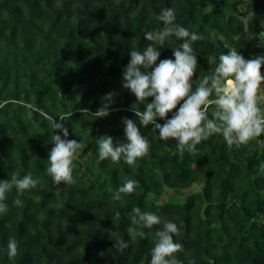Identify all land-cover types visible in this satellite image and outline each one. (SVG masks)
<instances>
[{
  "label": "trees",
  "instance_id": "16d2710c",
  "mask_svg": "<svg viewBox=\"0 0 264 264\" xmlns=\"http://www.w3.org/2000/svg\"><path fill=\"white\" fill-rule=\"evenodd\" d=\"M166 8L204 36L193 45L197 78L233 47L246 60L264 56V0H0V180L42 178L20 197L22 207L12 204L15 189L7 193L0 264H150L152 235L133 242L126 231L133 207L177 225L183 264H264V143L229 149L213 135L181 159L175 141L149 125L140 130L150 152L134 166L99 161L95 138L123 140V118L139 126L130 109L144 105L122 87V73L131 47L142 50L145 33L162 27L157 16ZM180 43L170 37L160 60L174 59ZM108 93L110 114L97 118ZM55 121L83 144L68 185L56 186L45 171ZM129 178L139 186L113 202ZM10 236L19 244L12 259ZM119 239L129 243L123 252L114 247Z\"/></svg>",
  "mask_w": 264,
  "mask_h": 264
},
{
  "label": "clouds",
  "instance_id": "9594fccd",
  "mask_svg": "<svg viewBox=\"0 0 264 264\" xmlns=\"http://www.w3.org/2000/svg\"><path fill=\"white\" fill-rule=\"evenodd\" d=\"M157 20L162 27L145 33L144 39L149 43L142 50L131 47L129 63L122 73V87L135 96L138 104L144 105L143 111L137 110L136 105L130 109L139 126L136 121L123 118V140L114 141L109 135L95 138L99 161L108 160L116 164L123 160L128 166H134L150 152V142L140 130L149 125L153 126L162 141H175L181 159L185 153L196 155L197 146L213 135L221 136L229 149L247 146L253 141L264 143L259 140L264 136V56L246 60L233 47L219 54L211 72L197 78L198 59L193 45L203 40L204 36L176 23L174 9H163ZM173 36L181 41L172 50L174 59L160 60V49ZM102 100L105 101L103 106L93 114L97 118H106L110 114L114 95L108 93ZM81 111L88 113V109ZM158 120L165 122L161 124ZM52 127L54 134L50 143L53 147L48 153L46 174L56 186L72 184L74 161L83 144L68 139L69 132L63 123L55 121ZM57 132H62L63 138ZM259 171L264 173V163ZM41 183L42 178H34L31 173L22 178L14 174L10 181L0 180V215H6L9 210L7 193L15 189L16 197L12 204L22 207L20 197ZM138 186V181L127 179L112 194V201H122ZM153 199L155 193L148 192L146 200ZM128 215L130 226L126 231L131 241L152 235L154 244L150 264H183L176 255L183 251V245L174 240L180 235L174 222L162 221L155 212L140 207H133ZM119 217L117 212L116 219ZM161 224L162 227L154 234L145 231ZM115 241L114 247L118 251L123 252L129 247L123 239ZM18 249V241L10 236L6 248L8 258L17 256Z\"/></svg>",
  "mask_w": 264,
  "mask_h": 264
}]
</instances>
